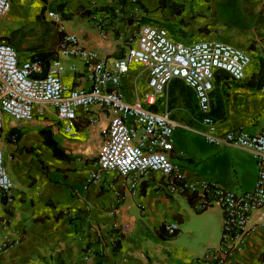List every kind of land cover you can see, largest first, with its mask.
Segmentation results:
<instances>
[{
  "label": "crops",
  "instance_id": "crops-1",
  "mask_svg": "<svg viewBox=\"0 0 264 264\" xmlns=\"http://www.w3.org/2000/svg\"><path fill=\"white\" fill-rule=\"evenodd\" d=\"M8 1V13L0 20L8 28H1L0 43L10 45L19 62L40 60L44 66V61L56 59L63 34H74L100 59L119 58L135 43L143 25L165 29L179 44L216 41L233 46L250 57V64L241 82H233L222 71L215 73L210 112L214 93L223 115L219 120L210 116L215 121L210 133L254 135L264 129V0ZM47 12L61 16L63 32L46 17ZM35 31L42 33V45L34 44L29 55L19 58L12 33L24 40ZM65 64L77 68L67 71L62 83L89 89L86 68L75 59H66ZM147 82V70L132 66L120 90L128 102L139 98L148 110L169 114L175 123L170 159L185 171L186 180L215 183L227 192H251L258 171L254 156L226 143L205 141L206 129L199 123L190 89V104L177 94L169 104L170 84L153 105H146ZM111 116L97 107L78 109L74 135L65 132L49 104L35 106L28 122L3 117L1 151L12 189L7 196L0 195V264H208L202 260L205 252L220 242V207L197 211L185 194L170 195L158 173L143 178L135 190L130 188L131 177L125 180L115 173L88 180L97 171ZM193 133L204 139L205 149L195 147ZM48 143L63 158L55 157ZM166 224L176 226L175 237L163 238ZM249 226L253 231L225 264H264V209L251 214ZM115 234L120 236L116 253L109 241Z\"/></svg>",
  "mask_w": 264,
  "mask_h": 264
},
{
  "label": "built area",
  "instance_id": "built-area-1",
  "mask_svg": "<svg viewBox=\"0 0 264 264\" xmlns=\"http://www.w3.org/2000/svg\"><path fill=\"white\" fill-rule=\"evenodd\" d=\"M9 8L8 0H0V20ZM46 17L63 32L59 14L47 12ZM57 56L45 69L40 60L19 62L14 49L0 43V134L4 116L15 122H28L37 105H52L63 129L71 135L78 109L88 111L97 107L109 111L112 116L103 132L97 171L88 180L98 181L101 175L115 173L125 180L131 177L130 188L135 190L143 178L158 173L165 179L170 195H192L197 211L220 207L223 219L219 246L207 250L202 260L208 264H225L253 231L249 226L251 214L264 209V129L254 135L243 131L221 137L212 135L210 130L215 121L209 116L210 93L218 71L226 73L233 82L244 80L250 57L216 41L175 43L165 29L151 25L141 26L135 43L119 58L100 59L96 52L83 48L74 34L62 35ZM66 59L78 60L86 68L89 89L69 88L62 83L63 75L77 68L75 64L66 65ZM132 66H141L148 72L150 91L143 97L146 105H153L173 81H180L195 95L199 123L206 129L205 141L214 145L226 143L254 156L258 171L251 192H227L215 183L186 180L185 171L170 159L175 123L169 114L148 110L139 98L131 102L124 99L121 80ZM11 189L0 141V195L7 196ZM163 229L172 234L176 226L166 224ZM109 241L112 244L114 239Z\"/></svg>",
  "mask_w": 264,
  "mask_h": 264
},
{
  "label": "trees",
  "instance_id": "trees-1",
  "mask_svg": "<svg viewBox=\"0 0 264 264\" xmlns=\"http://www.w3.org/2000/svg\"><path fill=\"white\" fill-rule=\"evenodd\" d=\"M60 12H62V8H59L58 9ZM44 60V59H42ZM45 65H44V68L46 69L47 67V64L48 62L44 61ZM221 73H224V72H221ZM226 74V73H225ZM226 77V76H225ZM173 94H177V96L179 97H182L183 101L186 102L187 104H190L191 103V92L189 91V89L184 85L182 84L180 81H173L171 83V85L169 86V90H168V96H169V100H168V103L171 104L172 102H174L175 100V96L173 97ZM213 96V105H212V110L211 112L209 113V116L213 117V119H217L219 120L222 115H223V105L222 103L220 102V100L216 97H214V93L211 94V97ZM49 146H51L52 150H53V154L55 157L57 158H63V156L61 155V153L59 152V150L55 147V145H51L50 143H48ZM186 197H187V200H188V203L191 207H193V202H194V199H193V196L192 195H188L186 194ZM202 212V211H201ZM200 213V212H198ZM162 231H163V238L164 239H170V238H173L177 235V232L178 231H174L172 234H167L164 229L162 228ZM115 239L113 241V243L111 244V247H112V250L114 253H116L119 248H120V236L115 234Z\"/></svg>",
  "mask_w": 264,
  "mask_h": 264
},
{
  "label": "rangeland",
  "instance_id": "rangeland-1",
  "mask_svg": "<svg viewBox=\"0 0 264 264\" xmlns=\"http://www.w3.org/2000/svg\"><path fill=\"white\" fill-rule=\"evenodd\" d=\"M47 23L49 25V28L51 30H54V25L52 23H50L49 21H47ZM1 28L6 29L8 27H7V25H4V23H2V21H1L0 22V31L2 30ZM41 34L42 33L40 31H35V32L29 34V35H31V38H26L24 40H17L16 39V33H12L11 40H12L14 48L19 51V54H18L19 58L29 55L28 50L30 49L31 46H34V44L36 47L42 45L43 39H41ZM48 42H49V40L45 39L44 45H46ZM221 94H223V96H224L226 94V92L223 91ZM176 132L180 133L181 130L178 129V130H176ZM192 135H193L192 140L195 144V147H197V149H200V150L205 149L206 148L205 147L206 142L204 141V139L196 133H193ZM189 150H190L189 152H191V153L193 152L192 148H190Z\"/></svg>",
  "mask_w": 264,
  "mask_h": 264
}]
</instances>
